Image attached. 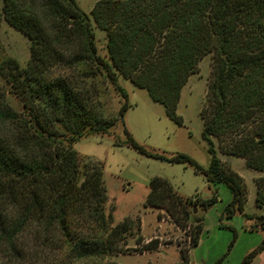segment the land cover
Instances as JSON below:
<instances>
[{
  "label": "trees",
  "instance_id": "16d2710c",
  "mask_svg": "<svg viewBox=\"0 0 264 264\" xmlns=\"http://www.w3.org/2000/svg\"><path fill=\"white\" fill-rule=\"evenodd\" d=\"M1 2L3 19L30 45L24 68L10 58L0 63V82L9 88L5 93L0 85V202L15 215L7 229L0 218V241L6 236L11 243L15 230L24 226L60 242L67 264H117L106 258L123 253L118 243L130 224L127 220L111 228L102 167L89 162L81 166L73 149L87 135L107 133L114 120L98 114L83 80L47 75L60 63L83 68V79L102 73L124 99L119 118L129 106L118 83L121 76L145 89L153 102L163 105L166 116L181 125L176 113L181 91L199 62L212 54L207 106L201 112L209 167L203 169L184 154L150 153L126 129L124 143L140 155L189 165L209 182L225 185L232 198L224 217L243 210L245 184L237 173L223 168L212 138L227 141L221 146L225 154L264 172V0H99L89 15L75 0ZM93 24L105 32L106 59L97 53ZM7 95L19 100L20 111ZM216 201V194L203 201L184 198L166 179L153 177L145 207L166 209L186 229L194 208L206 209ZM255 206H264L260 184ZM258 220L264 231V215ZM202 229L201 221L194 224L188 248L179 249L181 264H188ZM235 240L233 232L230 248ZM263 251L264 239L241 264H251Z\"/></svg>",
  "mask_w": 264,
  "mask_h": 264
},
{
  "label": "rangeland",
  "instance_id": "374dc122",
  "mask_svg": "<svg viewBox=\"0 0 264 264\" xmlns=\"http://www.w3.org/2000/svg\"><path fill=\"white\" fill-rule=\"evenodd\" d=\"M98 1L75 0L87 15ZM1 7L0 0V63L10 58L24 68L29 58V41L6 23L1 15ZM93 32L97 53L106 59L105 32L94 24ZM64 56H67L66 53ZM82 69H70L64 63L53 64L47 75L75 83L83 80L82 84L90 88L94 96L93 106L98 114L104 119L114 120L107 133L87 135L73 145L81 166L89 162L102 167L106 189L105 213L112 215L111 228L127 220L130 224L129 230L118 243L123 253L107 257L106 261H115L117 264H181L179 249L188 248L194 224L201 221L203 229L199 244L190 249L188 264H241L243 258L264 239V231L258 220L264 215V206H255L257 184H260V190L264 193V172L249 169L244 159L225 154L221 146L227 141L221 144L218 138H212L223 168L237 173L247 189L243 210L227 218L223 216V211L232 196L225 185L209 182L189 165L169 164L140 155L124 143L126 129L150 153L166 157L184 154L203 169L209 167L211 158L201 137L204 122L201 112L207 106L205 100L212 78V54L199 62L197 72L189 77L181 91L176 110L183 120L181 125L170 120L163 105L153 102L145 89L135 87L121 76L118 83L128 95L129 106L122 119L119 118L118 110L124 99L102 73L83 79L80 73ZM0 85L2 91H9L2 81ZM7 101L16 110H21L17 98L7 95ZM117 141L123 144L117 146ZM153 177L166 179L184 198L203 201L216 194L217 201L206 209L201 205L194 208L195 212L186 229H182L166 209L145 207L149 182ZM10 208L0 202V218L6 229L15 219V215L10 214L13 210ZM233 232L236 233V240L230 248ZM68 261L60 242H56L52 235L45 237L34 227L22 226V229L15 230L11 243H8L6 236L0 241V264H67ZM251 264H264V251Z\"/></svg>",
  "mask_w": 264,
  "mask_h": 264
},
{
  "label": "water",
  "instance_id": "95a60500",
  "mask_svg": "<svg viewBox=\"0 0 264 264\" xmlns=\"http://www.w3.org/2000/svg\"><path fill=\"white\" fill-rule=\"evenodd\" d=\"M194 212H195V209H194Z\"/></svg>",
  "mask_w": 264,
  "mask_h": 264
}]
</instances>
